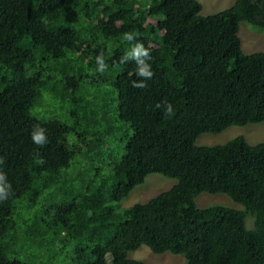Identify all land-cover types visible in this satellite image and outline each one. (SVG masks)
Instances as JSON below:
<instances>
[{"label":"trees","instance_id":"obj_1","mask_svg":"<svg viewBox=\"0 0 264 264\" xmlns=\"http://www.w3.org/2000/svg\"><path fill=\"white\" fill-rule=\"evenodd\" d=\"M200 9L197 0H0V173L11 185L0 264L61 255V264H147L127 257L141 245L185 264H264V141L194 144L264 121V52L244 53L238 36L240 22L264 30V0ZM137 43L151 79L123 59ZM44 94L67 103L66 122L33 109ZM151 173L175 182L115 211ZM200 193L242 209L197 208Z\"/></svg>","mask_w":264,"mask_h":264},{"label":"rangeland","instance_id":"obj_2","mask_svg":"<svg viewBox=\"0 0 264 264\" xmlns=\"http://www.w3.org/2000/svg\"><path fill=\"white\" fill-rule=\"evenodd\" d=\"M201 9L200 15L204 16L210 13H214L223 8L228 7L234 0H197ZM238 36L241 40V48L244 53H250L254 51L264 52V30L256 29L250 25L240 22L238 27ZM43 108L45 115L53 116L61 121H67V103L60 102L53 99L48 94H44L43 98L36 103L34 110ZM123 129H126L123 126ZM123 134V131L117 133V136ZM242 136L247 144L253 145L260 141H264V121L259 123H249L242 126H229L222 131L209 134L202 133L194 141L196 145H217L225 143L226 141ZM123 145V140L121 142ZM114 148V146L110 145ZM118 148H116L117 151ZM122 152V148H119L118 154ZM174 179L163 176L157 173L148 174L144 181L134 186L128 194L118 202H113L112 206L115 211H121L134 203H143L150 197L168 189L173 183ZM194 204L197 208H203L209 205H222L233 209H242L240 204L232 201L228 196L224 194H207L200 193L194 199ZM244 224L247 229H250L253 224V217L249 214L245 216ZM41 254V252H40ZM127 257L142 261L147 264H185V259L182 254H172L170 252L153 253L145 245H141L133 251L127 253ZM65 262L63 255L59 257L58 263Z\"/></svg>","mask_w":264,"mask_h":264},{"label":"clouds","instance_id":"obj_3","mask_svg":"<svg viewBox=\"0 0 264 264\" xmlns=\"http://www.w3.org/2000/svg\"><path fill=\"white\" fill-rule=\"evenodd\" d=\"M127 41L133 40L132 33H125L124 37ZM124 60L134 59L138 65L137 75L140 77H144L147 79H151L153 76V72L151 71V65L149 63H145V60H150L151 56L149 50L144 48L142 43H137L135 47L132 49L131 53H127L126 56L123 58ZM96 63L98 65V71L103 72L106 70L107 65L104 62V58L102 55H98L96 57ZM134 87H145L143 83H135L133 82ZM172 112V107L169 105L168 113ZM32 140L37 145H43L46 143V137L44 135L43 130H39V132L35 131L32 134ZM6 178L5 175L0 173V200L6 199L9 195V191L11 189V185L5 182Z\"/></svg>","mask_w":264,"mask_h":264}]
</instances>
